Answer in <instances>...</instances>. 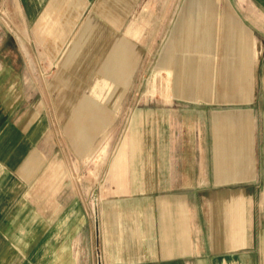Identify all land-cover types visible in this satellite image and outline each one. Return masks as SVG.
I'll use <instances>...</instances> for the list:
<instances>
[{
  "label": "crops",
  "instance_id": "crops-1",
  "mask_svg": "<svg viewBox=\"0 0 264 264\" xmlns=\"http://www.w3.org/2000/svg\"><path fill=\"white\" fill-rule=\"evenodd\" d=\"M4 9L15 33L0 35V264H88L97 247L98 264H264V0ZM154 47L176 93L158 116V158L143 164V191L117 167L112 197L142 205L111 223L101 212L94 230L70 172L106 119L88 85L123 90Z\"/></svg>",
  "mask_w": 264,
  "mask_h": 264
},
{
  "label": "rangeland",
  "instance_id": "rangeland-1",
  "mask_svg": "<svg viewBox=\"0 0 264 264\" xmlns=\"http://www.w3.org/2000/svg\"><path fill=\"white\" fill-rule=\"evenodd\" d=\"M0 16L5 19L0 35L1 32L15 33L8 10H1ZM156 51L157 47L153 51L154 55L136 57V67L130 84L123 90H117L116 83L101 76L94 78L88 85L87 93L96 96L101 102L99 107L106 119L98 131L96 142L80 165L72 153L70 172L82 192L87 194L88 223L94 230L101 223V212L105 214L104 223H111L110 211L127 210L134 205H142V202L133 204L130 201L114 200L112 196L123 186L117 183V167L120 168V178L123 173L124 181L129 176L130 180L136 182L132 186L135 190L143 191L148 187L142 183V167L144 162L148 165L150 161L158 158L159 113L164 112V108L175 106L170 105L171 98L176 96L175 90L171 88L172 73L166 67L160 66V57ZM94 107L90 103L83 104L80 112L86 115ZM185 138L190 139L189 136ZM181 140L184 138L181 137ZM121 180L122 178L119 179ZM96 192L97 200H93ZM113 215V224L126 222L125 216L121 218L116 217L117 213ZM98 259L101 260L98 247L97 250L94 249V254L87 251L88 264H98Z\"/></svg>",
  "mask_w": 264,
  "mask_h": 264
}]
</instances>
